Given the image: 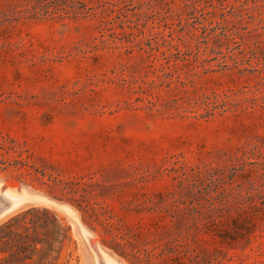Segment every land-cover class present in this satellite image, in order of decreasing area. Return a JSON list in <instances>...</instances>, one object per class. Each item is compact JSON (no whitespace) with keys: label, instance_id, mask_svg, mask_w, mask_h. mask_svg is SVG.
Instances as JSON below:
<instances>
[{"label":"rangeland","instance_id":"374dc122","mask_svg":"<svg viewBox=\"0 0 264 264\" xmlns=\"http://www.w3.org/2000/svg\"><path fill=\"white\" fill-rule=\"evenodd\" d=\"M22 1L0 0V139H12L31 163L62 180L81 179L102 207L101 220L111 216L125 228L128 240L113 231L120 243H140L133 235L141 229V241L158 236L154 224L171 226L170 219L151 206L179 200L181 210L174 214L186 219L180 231L189 230L198 241L191 244L198 259L186 264H264V0H197L195 12L172 0L167 17L162 3L151 0L153 12L141 6L121 15L117 23L123 22L125 32L113 27L117 46L125 45L129 32L144 28L159 33L158 42L163 35L184 49L182 42L189 41L193 53L199 46L198 56L209 61L204 68L213 71L197 68L200 77L193 79L188 65L181 72L185 89L157 82L144 95L136 92L145 73L136 49L127 56L120 49L92 51L99 38L94 19L20 17L13 10ZM80 1L95 6L94 0ZM195 38L207 44L197 45ZM104 39L113 40L107 33ZM211 48L222 59L210 61L217 58ZM190 81H196L194 89ZM210 92L227 94L224 114L201 118L198 109L190 114L169 105L175 99L185 106ZM153 96L161 112L146 109ZM198 169L211 174L197 178ZM0 182L11 189L22 185L2 173ZM23 186L50 196L47 188ZM222 188L240 201L229 198L230 206L221 210L216 198ZM57 200L75 210L92 235L90 244L120 264H132L102 244L111 241L104 226L92 231L76 206ZM37 207L22 201L0 225ZM42 208L70 228L75 247L70 264H93L75 224ZM241 210L257 216L246 241L225 245L206 234L203 225Z\"/></svg>","mask_w":264,"mask_h":264},{"label":"trees","instance_id":"16d2710c","mask_svg":"<svg viewBox=\"0 0 264 264\" xmlns=\"http://www.w3.org/2000/svg\"><path fill=\"white\" fill-rule=\"evenodd\" d=\"M138 1V2H137ZM94 0V7H89L80 0H23L22 3L13 10V14L20 17H59L61 15L70 17L74 20L79 18H90L96 21L97 33L99 38H94L98 43H93L92 51L120 49L124 55H131L136 49L141 63L144 65V76L139 77L136 92L144 95L148 90L155 88L157 82L159 86L174 89H185L187 82L181 80V72L191 65L188 70L190 78H199L196 72L197 68L203 69V74L213 72L204 68V63L209 61L201 59L198 56L199 46H196V53H193L192 44L189 41L182 42V49L173 40H165L161 35V41L157 38L159 33H145L144 28L135 29L126 26L129 31L135 29L137 34L128 33L130 39L125 40V45L117 46L114 26H117L123 33L125 26L123 22H118L121 15L125 12L138 10L145 6L151 10V0ZM162 3L164 14L167 17L172 4V0H158ZM135 2H137L135 4ZM184 8L197 11V0H181ZM164 16V17H165ZM214 32V31H212ZM104 33L109 34L113 40L109 43L104 39ZM140 37L139 40L137 38ZM217 37L216 35L214 36ZM119 40V39H118ZM196 44H207L206 39L198 41ZM120 41V40H119ZM206 49V48H205ZM86 52H83L85 54ZM209 53L216 56L210 61L221 58L222 52L211 48ZM194 64V67H193ZM151 76L153 79L146 81ZM137 83V82H136ZM196 81H190V87L195 88ZM184 91V90H182ZM227 94L218 95L210 92V95L202 94L198 101L187 103L185 106L178 105V100H170V107L180 110L183 113L196 114L197 109L201 111V118L211 117L216 111L224 114L227 109ZM157 97H151L146 101V109L149 111L161 112L158 108ZM23 151L15 142L6 137L0 139V174H6L10 179L17 181L22 185L47 188L49 195L76 206L82 212V219L94 231L96 224L104 226L106 234L111 236L108 244L102 240V244L113 251L118 256L131 261L132 264H186V262H195L198 254L191 248V244H197V235L189 230L181 232L186 219L174 214L180 211L179 200H173L160 206H154L150 209L165 211L170 219L171 226L154 224L158 231L156 237L141 241L143 229L133 235L138 238L140 243L132 244L128 240V234L124 233L125 228L113 222V218L104 217L100 204L96 203L93 196L87 191L86 184L81 179L72 178L62 180L58 175L48 173L43 167L36 166L23 156ZM197 178L209 176L210 171L200 169L195 173ZM229 198L234 202H239L240 198L236 197L232 190L222 188V192L216 198L221 210L228 209L230 206ZM254 210H259L255 208ZM228 211V210H226ZM256 212L241 210L236 217L222 216L219 220H211L207 225H203L206 234L213 239L217 238L220 244L231 245L239 241H246L256 227ZM113 231L122 234L127 239L126 243L117 241L118 235ZM121 241H123L124 238ZM74 242L70 235V228L54 212L47 208L37 207L27 209L0 225V264H70L72 260ZM128 245L130 250L127 252L125 246Z\"/></svg>","mask_w":264,"mask_h":264},{"label":"bare ground","instance_id":"6f19581e","mask_svg":"<svg viewBox=\"0 0 264 264\" xmlns=\"http://www.w3.org/2000/svg\"><path fill=\"white\" fill-rule=\"evenodd\" d=\"M1 189H2V191L0 192L1 198L4 201L10 203L12 205V209L16 208V206L19 203H21L22 201L23 202L26 201V202H29L31 204L34 203L32 198H31V196H30V193L27 190L23 189V188L19 187V188H16V189H11L8 186L3 187L2 183L0 182V190ZM34 205L41 206V205H38V204H34ZM41 207H49V208H51L50 206H41ZM63 214H65L67 216V218L69 220H71L73 224H75V227L77 228V231H78L81 239L82 238H85V239L86 238H88V239L92 238L91 233L88 230H86L81 225V223L79 222L78 216H77V214H76L74 209L67 208ZM91 245H97V244L93 243ZM97 246H99V245H97ZM100 257H101V260H102L103 264H120L117 260H115L112 257V254H109L106 250H100Z\"/></svg>","mask_w":264,"mask_h":264},{"label":"water","instance_id":"95a60500","mask_svg":"<svg viewBox=\"0 0 264 264\" xmlns=\"http://www.w3.org/2000/svg\"><path fill=\"white\" fill-rule=\"evenodd\" d=\"M19 187L27 190L30 193V196L34 202L33 204H38L41 206H50L51 208L61 213H64L67 208H70V206H68L64 202H61L53 197L47 196L39 192H35L23 185H20ZM0 199H1L0 200V222H1L6 216L11 214L17 208L12 209V205L10 203L4 201L2 198ZM82 241L86 245V248L91 255L93 264H103L100 257V250H105V249L101 246L91 245L88 238L86 239L82 238Z\"/></svg>","mask_w":264,"mask_h":264}]
</instances>
